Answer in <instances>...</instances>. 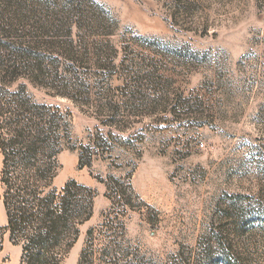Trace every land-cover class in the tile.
<instances>
[{
	"label": "rangeland",
	"instance_id": "1",
	"mask_svg": "<svg viewBox=\"0 0 264 264\" xmlns=\"http://www.w3.org/2000/svg\"><path fill=\"white\" fill-rule=\"evenodd\" d=\"M93 1L102 29L91 1L0 0V73L10 33L48 41L11 90L54 107L59 191L92 190L60 264H264V0Z\"/></svg>",
	"mask_w": 264,
	"mask_h": 264
},
{
	"label": "trees",
	"instance_id": "2",
	"mask_svg": "<svg viewBox=\"0 0 264 264\" xmlns=\"http://www.w3.org/2000/svg\"><path fill=\"white\" fill-rule=\"evenodd\" d=\"M87 1L92 2L90 9L85 3L78 4L77 14L90 18L92 13L94 25L104 28V14H97L99 5ZM95 26L91 27L97 29ZM8 36L13 39L6 38V59L16 63L6 67L5 74L0 73V85L6 78L5 104L0 86V148L4 157L1 182L5 189L6 228L10 239L22 245L21 264H60L72 246L68 237L73 235L75 241L79 234L74 225L91 216L92 190L71 180L59 191L54 184L58 174L54 107L35 100L26 82L11 90L19 78V65L37 76L45 74L42 67L37 69L31 62L41 65L51 58L41 51L48 41L39 40L38 35L32 41L16 40L11 33ZM65 241L70 242L62 246Z\"/></svg>",
	"mask_w": 264,
	"mask_h": 264
},
{
	"label": "built area",
	"instance_id": "3",
	"mask_svg": "<svg viewBox=\"0 0 264 264\" xmlns=\"http://www.w3.org/2000/svg\"><path fill=\"white\" fill-rule=\"evenodd\" d=\"M202 145H204V144H202Z\"/></svg>",
	"mask_w": 264,
	"mask_h": 264
}]
</instances>
